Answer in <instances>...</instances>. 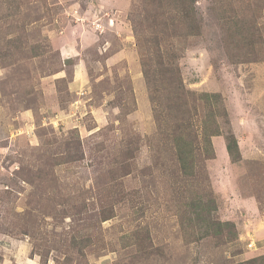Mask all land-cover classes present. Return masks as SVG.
I'll list each match as a JSON object with an SVG mask.
<instances>
[{
    "label": "rangeland",
    "instance_id": "374dc122",
    "mask_svg": "<svg viewBox=\"0 0 264 264\" xmlns=\"http://www.w3.org/2000/svg\"><path fill=\"white\" fill-rule=\"evenodd\" d=\"M162 4L0 0V264H264V0H197L182 39ZM156 33L188 90L222 96L215 120L195 104L221 134L213 159L191 137L185 174L141 66Z\"/></svg>",
    "mask_w": 264,
    "mask_h": 264
},
{
    "label": "trees",
    "instance_id": "16d2710c",
    "mask_svg": "<svg viewBox=\"0 0 264 264\" xmlns=\"http://www.w3.org/2000/svg\"><path fill=\"white\" fill-rule=\"evenodd\" d=\"M157 1L162 6V2L165 0ZM196 1L197 0H175L174 8L176 12L174 13V18L170 17L171 20L163 21L166 27H170V22L176 19L179 21L180 29L173 37L179 36L182 39L190 36H196L200 33V25L194 8ZM156 37L157 38L153 41H148L147 47L150 49L148 56H151L154 53L157 55L158 66L150 65L151 63L149 62V59H144L141 62V66L147 84L149 85L151 91H154V97L157 104L162 109L167 108L168 112H171L172 108V112L175 113L179 119L180 123L175 125L176 131L172 140L173 147L176 149V156L179 161L178 167L181 173L185 174L193 164V161L191 160L194 158V142L191 137L203 139L213 152V155L208 157V159H213L215 158V151L210 138L212 139L213 137L220 136L221 134L218 130L219 123L217 121L216 126L213 124V131H211L210 134L206 132L205 134L199 136L197 130L194 131V124L192 120L194 119V116L197 115L195 104H197L199 100L202 101V103H207V105L211 107L208 112V120H215L216 118H221L222 115H224V110L221 109L219 104H217L218 101L222 99V96L220 94L211 93L197 94L196 92L188 90L181 77L180 67L178 65H176L175 68L172 66L170 67L165 63V60L163 59L164 55L159 47L160 37L157 33ZM152 47L155 49L152 50ZM151 82H153L152 84H154V87L151 86ZM205 121L206 119L203 120V122ZM206 124L207 123H205V125ZM227 141L228 143L226 149L229 156L234 162H238L241 156L236 138L233 135H228ZM197 213V217L200 218L201 214L199 212ZM210 218L211 216L208 217V220H210ZM212 225L215 234H220L223 230L231 234L233 230L236 229L234 223L229 221L218 222L215 220Z\"/></svg>",
    "mask_w": 264,
    "mask_h": 264
}]
</instances>
